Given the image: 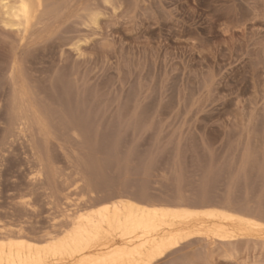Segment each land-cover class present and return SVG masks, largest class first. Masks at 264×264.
Instances as JSON below:
<instances>
[{
    "label": "rangeland",
    "instance_id": "374dc122",
    "mask_svg": "<svg viewBox=\"0 0 264 264\" xmlns=\"http://www.w3.org/2000/svg\"><path fill=\"white\" fill-rule=\"evenodd\" d=\"M43 1L33 37L0 24V228L38 239L111 196L264 224V0ZM192 239L168 261L264 264L257 238Z\"/></svg>",
    "mask_w": 264,
    "mask_h": 264
},
{
    "label": "bare ground",
    "instance_id": "6f19581e",
    "mask_svg": "<svg viewBox=\"0 0 264 264\" xmlns=\"http://www.w3.org/2000/svg\"><path fill=\"white\" fill-rule=\"evenodd\" d=\"M44 2L45 1L43 0H0V24L2 25L4 30H9L8 32L13 31L15 33H13L14 35H16L17 33L22 37V39H26L30 35H32L31 37H33V35L35 34V28L41 23V21L44 19V16L47 14L45 13L46 5ZM48 3L49 2H47V4ZM52 14L55 13L52 12ZM98 14L93 11L88 14L90 24L98 26ZM24 46L26 47V44H24ZM10 61L8 63L11 65L14 61H11L12 63H10ZM19 62L20 61L18 60V63ZM8 71L10 70H7V72ZM7 74H9L10 76V72H8ZM19 83H21L22 85L24 84L22 82ZM24 86L26 85L24 84ZM10 91L12 92V90ZM27 105L28 104H26V106ZM44 108L45 107H43V109ZM22 113L23 115L19 120L20 122H17V127L19 128V134L22 135L25 139H28L30 135H28L27 133L31 132V129L29 128L30 122L28 120L29 112L27 111ZM71 115L72 114H70V116ZM38 118L39 117H37V119ZM10 125H14V123ZM10 130H12V127L10 128ZM43 135L45 136V134ZM27 139L26 141H29ZM33 147L34 145L32 141H30V151L31 149L32 151L34 150ZM90 183H88V186ZM112 197L115 196H111L109 198L107 197V199L105 198V200L98 201L97 204H93L85 212H81V210H79L81 207H79L77 211H80V213H78V215H75L77 216L76 218L74 217L75 220H73L64 231L58 233H45L46 235L41 238L37 237L38 239H35L33 237V239L27 238L25 234L22 233L23 231L16 232L13 230H6L5 227H1L0 264H175L176 261H168L169 258L178 254L181 251L180 249L184 248L182 247L179 249V247L184 243L191 244L190 240H193L192 238H198L196 243H204L207 251L209 250L208 253L213 252L216 249H219L222 253H224L227 249L233 248L234 244H236L235 241H238L240 239L253 240V238H257L264 241V224L262 223L263 221L261 222L260 220H258V216L257 219L255 217L249 218L246 215L235 214L234 212L226 208H211L210 204L207 203L208 201H203L199 204H195L194 207L198 208H193V206L188 207L190 205H185L186 207H172V205H165L166 203H163L164 205H154L151 202H146V200L145 202H139L127 196H121V198H119L117 201H113ZM82 200L85 199L82 198ZM82 200L80 199V201ZM201 207L206 208L202 209ZM259 244L261 245V243H258V245ZM217 251L218 250H216V252ZM213 253L215 254V252ZM207 254L205 253V255Z\"/></svg>",
    "mask_w": 264,
    "mask_h": 264
}]
</instances>
